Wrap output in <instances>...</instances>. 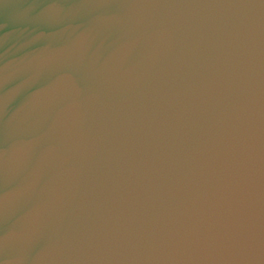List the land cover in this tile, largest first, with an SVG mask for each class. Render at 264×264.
<instances>
[{
	"label": "water",
	"instance_id": "water-1",
	"mask_svg": "<svg viewBox=\"0 0 264 264\" xmlns=\"http://www.w3.org/2000/svg\"><path fill=\"white\" fill-rule=\"evenodd\" d=\"M0 264H264V0H0Z\"/></svg>",
	"mask_w": 264,
	"mask_h": 264
}]
</instances>
